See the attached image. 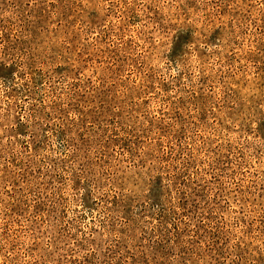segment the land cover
<instances>
[{
  "label": "rangeland",
  "instance_id": "obj_1",
  "mask_svg": "<svg viewBox=\"0 0 264 264\" xmlns=\"http://www.w3.org/2000/svg\"><path fill=\"white\" fill-rule=\"evenodd\" d=\"M0 264H264V0H0Z\"/></svg>",
  "mask_w": 264,
  "mask_h": 264
}]
</instances>
